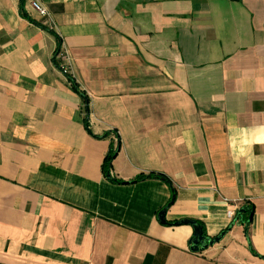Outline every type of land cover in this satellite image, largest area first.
I'll return each mask as SVG.
<instances>
[{
    "label": "crops",
    "instance_id": "0c3cea01",
    "mask_svg": "<svg viewBox=\"0 0 264 264\" xmlns=\"http://www.w3.org/2000/svg\"><path fill=\"white\" fill-rule=\"evenodd\" d=\"M23 12L0 0V264H264V0ZM150 174L174 190L166 225L168 184L136 181ZM247 206L250 245L235 224L193 253L192 227L168 225L213 238Z\"/></svg>",
    "mask_w": 264,
    "mask_h": 264
},
{
    "label": "trees",
    "instance_id": "16d2710c",
    "mask_svg": "<svg viewBox=\"0 0 264 264\" xmlns=\"http://www.w3.org/2000/svg\"><path fill=\"white\" fill-rule=\"evenodd\" d=\"M19 11H20V13L22 15H24L26 17L25 13L23 12V0H19ZM57 41H58V45H57L56 50L54 51V54H56L58 52V50H59V48L61 46L60 40L57 39ZM54 65L56 66V68H59V64L55 60H54ZM69 80L72 82L71 79H69ZM72 84L74 85V88L76 89L74 82H72ZM84 113H85V118H86L87 115H88V105H87V99L86 98L84 99ZM105 137H107V134H103L101 137H96V138H105ZM117 151H118V144H117L115 149H110L108 151V153L106 154V156H105V158L103 160V163H102V168H101L102 172L104 173V175H106V177H108V179H110V181H114L113 179L109 178V171L111 169V162L114 159V157L116 156ZM146 178H160V179H162L163 181H165L168 184V186H169V188L171 190V197H170L168 203L165 205V207L162 210L167 209L172 204V202L174 201V190H173L169 180L166 179L165 177L161 176V175L150 174V175H147V176H139L136 179V181L137 180H143V179H146ZM242 209L245 212L242 213V214H238V212H236L231 224L228 226V228L224 232H228L232 228V226L235 225V224H241V225L244 226V235H245V238H246V240L248 242V245H250L249 232H248V226L250 224V220L249 221H247V220L252 215V208L247 206V207H243ZM246 213L248 215H247V218L245 219L243 217V215L246 214ZM166 224L167 223L165 222V224H162V225H166ZM198 224L200 225V223H198ZM168 225H174V223L168 224ZM202 230H203V228H202ZM203 235L205 236L204 230H203ZM189 247H190V245H189Z\"/></svg>",
    "mask_w": 264,
    "mask_h": 264
},
{
    "label": "water",
    "instance_id": "95a60500",
    "mask_svg": "<svg viewBox=\"0 0 264 264\" xmlns=\"http://www.w3.org/2000/svg\"><path fill=\"white\" fill-rule=\"evenodd\" d=\"M165 211L166 209L162 210L158 215V221L160 224H165L164 221ZM244 212L245 211L243 209H240L238 211V214H242ZM249 220L250 217L248 218L247 221ZM180 225H189L193 229V235L189 241L190 251L193 253L204 251L208 247H212L213 245L219 243L226 234V232L223 231L213 238L204 236L202 227L196 221L193 220H182L174 223V226H180Z\"/></svg>",
    "mask_w": 264,
    "mask_h": 264
},
{
    "label": "built area",
    "instance_id": "2783aa9c",
    "mask_svg": "<svg viewBox=\"0 0 264 264\" xmlns=\"http://www.w3.org/2000/svg\"><path fill=\"white\" fill-rule=\"evenodd\" d=\"M30 7H31V9L33 11H35L36 13H38L42 17L47 15L46 10L44 8H42L36 1H32L30 3ZM64 58H65L64 52H63L62 48L60 47L58 52L56 54H54V60L56 62H58V64H59L58 70L62 74L66 75L67 72H68V69H67L66 64H64V62H63ZM228 216L229 217H233V214L232 213H228Z\"/></svg>",
    "mask_w": 264,
    "mask_h": 264
}]
</instances>
